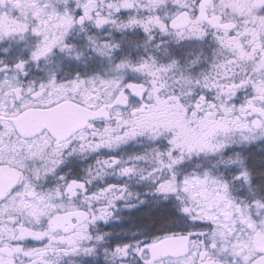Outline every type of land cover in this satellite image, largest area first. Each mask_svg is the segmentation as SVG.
Instances as JSON below:
<instances>
[{"label": "snow or ice", "instance_id": "obj_1", "mask_svg": "<svg viewBox=\"0 0 264 264\" xmlns=\"http://www.w3.org/2000/svg\"><path fill=\"white\" fill-rule=\"evenodd\" d=\"M0 264H264V0H0Z\"/></svg>", "mask_w": 264, "mask_h": 264}]
</instances>
